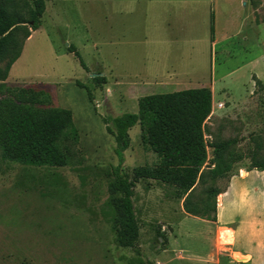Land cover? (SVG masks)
Instances as JSON below:
<instances>
[{
    "label": "rangeland",
    "instance_id": "1",
    "mask_svg": "<svg viewBox=\"0 0 264 264\" xmlns=\"http://www.w3.org/2000/svg\"><path fill=\"white\" fill-rule=\"evenodd\" d=\"M181 1L51 0L27 39L29 23L12 30L20 54L4 82L47 92L52 106L70 111L77 140L63 167L0 160V264H190L188 255L203 256L208 245L200 234L212 240L205 221L215 193L240 164L251 167L264 157V0ZM0 3L23 19L31 7L28 0ZM95 76L104 82L95 84ZM177 84L210 90L207 161L184 194L156 181L135 184V255L114 242L109 172L117 160L102 119L135 113L140 96ZM128 137L122 168L152 164L137 125ZM217 144L225 145L220 161L227 173L211 171ZM230 236L220 229L215 250L227 252Z\"/></svg>",
    "mask_w": 264,
    "mask_h": 264
},
{
    "label": "trees",
    "instance_id": "2",
    "mask_svg": "<svg viewBox=\"0 0 264 264\" xmlns=\"http://www.w3.org/2000/svg\"><path fill=\"white\" fill-rule=\"evenodd\" d=\"M28 1L31 7L27 9L25 19L0 3V63L10 51V56L0 67V160L24 166L63 167L68 163V145L77 140L70 111L52 106L50 96L44 90L4 83L20 54V43L14 42L12 30L18 24L29 23L23 34V40L27 39L29 33L39 27L45 3L51 0ZM212 24L213 14L209 12L210 41ZM66 50L86 70L78 53L70 46ZM91 81L100 85L104 79L95 76ZM75 83L82 87L79 82ZM255 84L259 82L255 81ZM86 94L90 101L88 90ZM210 111V90L197 87L141 96L136 100L135 113L102 119L105 132L113 140L112 151L117 160L116 165L110 167L109 192L112 195L114 242L118 247L138 255V229L132 205L137 182H160L183 194L192 190L207 161L203 123ZM135 125L139 129L142 148L151 152L155 161L126 171L122 168L123 152L129 145L128 131ZM224 149V144L212 148L213 173L223 174L230 170L220 161ZM251 168L263 174L264 209V157ZM182 209L188 213L184 204Z\"/></svg>",
    "mask_w": 264,
    "mask_h": 264
},
{
    "label": "crops",
    "instance_id": "3",
    "mask_svg": "<svg viewBox=\"0 0 264 264\" xmlns=\"http://www.w3.org/2000/svg\"><path fill=\"white\" fill-rule=\"evenodd\" d=\"M194 1L183 0L181 3L193 5ZM189 88L197 87L177 84L173 86L170 92ZM151 94L160 93L145 95ZM212 106L213 99L211 100V108ZM214 202L213 220L205 221L210 224L208 227L213 231L212 240L208 241L205 234H200L208 247L205 248L203 256L188 255L187 259L190 264H221L218 257L222 258V264H264L262 172L240 164L226 177L225 187L215 195ZM220 229L231 232L230 239L224 246L227 248V252L216 251L214 243H211L218 237ZM235 257L242 258L243 261H238Z\"/></svg>",
    "mask_w": 264,
    "mask_h": 264
}]
</instances>
